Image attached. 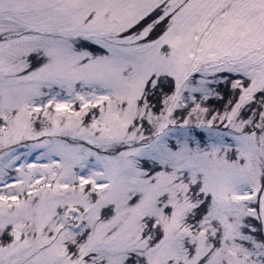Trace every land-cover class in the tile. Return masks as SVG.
Masks as SVG:
<instances>
[{"label": "snow or ice", "instance_id": "1", "mask_svg": "<svg viewBox=\"0 0 264 264\" xmlns=\"http://www.w3.org/2000/svg\"><path fill=\"white\" fill-rule=\"evenodd\" d=\"M0 264H264V0H0Z\"/></svg>", "mask_w": 264, "mask_h": 264}]
</instances>
